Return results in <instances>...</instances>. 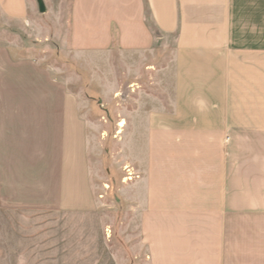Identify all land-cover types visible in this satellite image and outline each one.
Returning <instances> with one entry per match:
<instances>
[{
	"label": "crops",
	"instance_id": "0c3cea01",
	"mask_svg": "<svg viewBox=\"0 0 264 264\" xmlns=\"http://www.w3.org/2000/svg\"><path fill=\"white\" fill-rule=\"evenodd\" d=\"M44 2L63 55L122 96L115 135L139 175L123 199L147 264H264V0ZM36 5L0 0V18L37 34ZM63 72L0 48L3 242L17 215L96 206L94 125Z\"/></svg>",
	"mask_w": 264,
	"mask_h": 264
},
{
	"label": "rangeland",
	"instance_id": "374dc122",
	"mask_svg": "<svg viewBox=\"0 0 264 264\" xmlns=\"http://www.w3.org/2000/svg\"><path fill=\"white\" fill-rule=\"evenodd\" d=\"M65 2L69 4V0ZM38 9L36 5L34 16L38 27L44 29H38L37 34L0 18V48L9 49L16 60L42 58L47 64H58L63 74H67V69L69 75L74 73L75 93L79 100L84 97L85 110L90 112L94 125L89 145L93 197L97 203L88 214L17 215L9 240L3 242L5 235L0 227V264H147L137 218L132 215L130 201L123 199L129 190L126 183L130 181L124 180L129 166L124 165L120 152L122 139L115 135L117 101L122 96L112 92L106 98L108 89L94 81L96 73L86 70L83 60L72 61L63 55L61 41L50 34L53 27L50 19L46 20L48 14ZM106 111L110 114L106 115ZM6 255L12 262H2Z\"/></svg>",
	"mask_w": 264,
	"mask_h": 264
},
{
	"label": "built area",
	"instance_id": "2783aa9c",
	"mask_svg": "<svg viewBox=\"0 0 264 264\" xmlns=\"http://www.w3.org/2000/svg\"><path fill=\"white\" fill-rule=\"evenodd\" d=\"M226 139L229 140V137H227ZM126 169L127 175L124 178L125 181H132L133 179L139 177V175L131 167H126Z\"/></svg>",
	"mask_w": 264,
	"mask_h": 264
},
{
	"label": "water",
	"instance_id": "95a60500",
	"mask_svg": "<svg viewBox=\"0 0 264 264\" xmlns=\"http://www.w3.org/2000/svg\"><path fill=\"white\" fill-rule=\"evenodd\" d=\"M39 5V11L44 13L46 11V6L43 0H37Z\"/></svg>",
	"mask_w": 264,
	"mask_h": 264
},
{
	"label": "bare ground",
	"instance_id": "6f19581e",
	"mask_svg": "<svg viewBox=\"0 0 264 264\" xmlns=\"http://www.w3.org/2000/svg\"><path fill=\"white\" fill-rule=\"evenodd\" d=\"M124 123H125V122L123 121L120 125H124Z\"/></svg>",
	"mask_w": 264,
	"mask_h": 264
}]
</instances>
